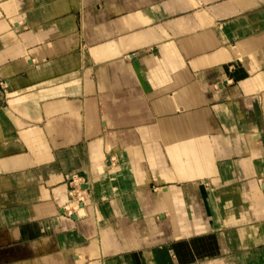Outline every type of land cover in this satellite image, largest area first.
Returning <instances> with one entry per match:
<instances>
[{"label":"crops","instance_id":"crops-1","mask_svg":"<svg viewBox=\"0 0 264 264\" xmlns=\"http://www.w3.org/2000/svg\"><path fill=\"white\" fill-rule=\"evenodd\" d=\"M0 264H264V0H0Z\"/></svg>","mask_w":264,"mask_h":264},{"label":"bare ground","instance_id":"bare-ground-1","mask_svg":"<svg viewBox=\"0 0 264 264\" xmlns=\"http://www.w3.org/2000/svg\"><path fill=\"white\" fill-rule=\"evenodd\" d=\"M67 185L70 187L71 191L80 188V179L76 176H71L67 180ZM77 197V196H76Z\"/></svg>","mask_w":264,"mask_h":264},{"label":"water","instance_id":"water-1","mask_svg":"<svg viewBox=\"0 0 264 264\" xmlns=\"http://www.w3.org/2000/svg\"><path fill=\"white\" fill-rule=\"evenodd\" d=\"M83 189V188H82ZM81 205V204H80Z\"/></svg>","mask_w":264,"mask_h":264}]
</instances>
